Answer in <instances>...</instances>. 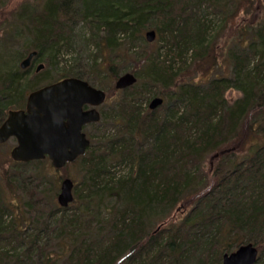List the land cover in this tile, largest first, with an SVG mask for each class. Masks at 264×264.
<instances>
[{
	"label": "trees",
	"instance_id": "16d2710c",
	"mask_svg": "<svg viewBox=\"0 0 264 264\" xmlns=\"http://www.w3.org/2000/svg\"><path fill=\"white\" fill-rule=\"evenodd\" d=\"M14 14L2 44L23 38L22 55H36L21 68L1 54L0 123L35 81L102 88L91 80L102 64L136 81L109 88L121 97L88 125L108 124L66 163L79 177L69 205L32 170L43 159L1 169L0 264H221L246 242L264 264V0H35ZM44 58L59 75L29 77ZM180 202L189 209L167 221Z\"/></svg>",
	"mask_w": 264,
	"mask_h": 264
},
{
	"label": "water",
	"instance_id": "95a60500",
	"mask_svg": "<svg viewBox=\"0 0 264 264\" xmlns=\"http://www.w3.org/2000/svg\"><path fill=\"white\" fill-rule=\"evenodd\" d=\"M156 34L153 29L145 32L151 42ZM36 51H30L21 61V68L30 64ZM43 66L38 63L36 71ZM136 76L130 71L121 73L114 81L116 89L132 85ZM106 91L90 84L87 80L67 76L31 90L26 98L25 108L8 110L0 124V143L14 136L16 143L10 150L14 161H30L48 157L54 168L59 169L67 162L82 155L90 139L83 131L86 123L97 122L100 112L96 108L104 102ZM163 98L153 97L148 106L155 108ZM85 104L90 108L83 109ZM73 180L64 177L60 181L57 202L67 206L73 200ZM258 248L252 242L238 245L222 255L221 264H254Z\"/></svg>",
	"mask_w": 264,
	"mask_h": 264
},
{
	"label": "rangeland",
	"instance_id": "374dc122",
	"mask_svg": "<svg viewBox=\"0 0 264 264\" xmlns=\"http://www.w3.org/2000/svg\"><path fill=\"white\" fill-rule=\"evenodd\" d=\"M35 2V0H3L2 3L0 4V36L1 34L4 32V28H10L8 27V21L12 22L11 20L13 18H15V14L14 11L17 10V8L19 7V5L23 2ZM261 2V0H260ZM13 25H18V27L21 26L20 22H14L12 23ZM75 32L77 34H83L85 27H83L82 24H78L75 27ZM12 33V32H11ZM10 33V35H11ZM84 35V34H83ZM86 36V34L84 35ZM225 37V35H224ZM15 40H11V42H9L8 44L11 43V45H7L6 47L2 44L1 40H0V56L1 54L3 56H10V60L13 61L12 66L15 64H19V62L25 57L23 54L24 50V44H23V38H15ZM81 44L79 41H77V43L75 44V48L77 50H81ZM106 54H105V58L108 57V51L105 49ZM70 57V55H73V53H67L65 55ZM107 55V56H106ZM104 58V59H105ZM62 60V59H61ZM38 63H42L43 66L38 70V71H42V74L47 72V78L49 79H54L55 77H57L59 74L56 71V69H54V66H51L50 64H48V62L45 60V58L42 60H34V63L32 64V70L29 74V77H32V75L34 74V72H38L35 70L36 65ZM103 70L102 71H97V72H93L91 74V80H93L98 86L104 88V90L109 91L107 92L109 94V96L107 97V100L104 103H102L101 105H99V109H102V105L104 107V105H109L112 104V100H114L115 98H117L118 96L121 97V93L117 92V91H111L109 88L114 89V78H111L109 75V72L107 70V68L102 64L101 65ZM225 67L223 66V69ZM222 73V70L220 67H215V70L213 73ZM47 79H42L39 82L35 81L34 84L39 83V86L44 85L47 82ZM111 86V87H110ZM30 91V88H28L25 91V98L27 93ZM106 93V96H107ZM240 93L233 88H230L226 91L225 96L227 97L228 101L231 102L233 101ZM7 113V112H6ZM108 124V120L103 121L102 123H98L96 125L93 126H89L86 125L84 127L85 132L88 134L92 133L95 134V132L99 129H102L104 126H106ZM96 132V133H97ZM15 144V138L14 137H10L7 141H5L4 143H0V174H2L3 170L1 171V169L4 168H9L10 169V165H11V161L12 158L10 157V150L13 147V145ZM211 160V156L208 155L207 157L204 158V166L208 165L209 162ZM122 166V167H121ZM120 168H123V165H121ZM203 166V167H204ZM117 169H119L117 167ZM33 171L36 170V172H41L42 174H45L44 180H46L43 184L45 186L48 187L49 192L51 193L49 196L50 200H54V203H57V194L59 191V187H60V181L62 180V178L64 177H70L73 180V183L75 184L76 180H78V174L76 171V167H74L73 165H64L62 168L60 169H56L52 166L51 161L45 157L43 158V162H41V164H37L35 165V168L32 169ZM58 204V203H57ZM74 204V203H73ZM191 204V203H189ZM190 206H185L183 202H180L179 204H177L175 206L174 209H172L170 211V215L168 216L167 221H170L171 218H174L177 220V218L181 217L186 211L187 209H189ZM71 208V207H69Z\"/></svg>",
	"mask_w": 264,
	"mask_h": 264
},
{
	"label": "flooded vegetation",
	"instance_id": "af4514ba",
	"mask_svg": "<svg viewBox=\"0 0 264 264\" xmlns=\"http://www.w3.org/2000/svg\"><path fill=\"white\" fill-rule=\"evenodd\" d=\"M33 59V58H32ZM31 62H32V60H31ZM33 63H34V61H33ZM31 64V63H30ZM25 102H26V98H25ZM25 102H24V104L22 105V106H20V107H12L11 109H23V108H25ZM90 106L89 105H84L83 106V108L84 109H87V108H89ZM98 109H99V107H98ZM85 127V126H84ZM84 127H83V129H84Z\"/></svg>",
	"mask_w": 264,
	"mask_h": 264
}]
</instances>
